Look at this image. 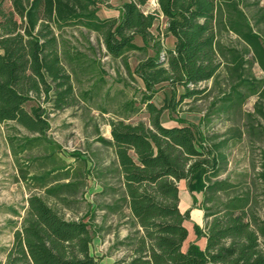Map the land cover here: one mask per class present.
<instances>
[{"label":"trees","instance_id":"16d2710c","mask_svg":"<svg viewBox=\"0 0 264 264\" xmlns=\"http://www.w3.org/2000/svg\"><path fill=\"white\" fill-rule=\"evenodd\" d=\"M105 1L9 0L13 17L0 25V124L12 122L32 136L24 138L25 146L43 142L55 147L46 137L50 113L96 95L104 82L100 77L88 94H75L73 59L62 42L65 28L96 34L106 56L143 54L132 72L125 67L131 78L142 81L144 91L139 100L125 101L114 112L110 140L97 139L112 151L113 159L92 178L100 183V195L114 198L94 206L90 215L118 214L130 228L115 243L124 253L112 264H264V76L253 74L255 65L264 74V33L254 30L244 11L257 7L258 1L155 0L157 10L145 14L141 8L149 0H125L115 8L117 17L100 18ZM256 13L254 25H264V8ZM159 17L164 26L154 34ZM168 37L175 40L172 48L164 44ZM210 81L218 95L199 125L182 120L177 126L162 125L164 111L172 114L185 100L200 98L206 89L198 86ZM161 84L170 97L157 107L152 100ZM250 98L255 102L252 112H246L243 107ZM33 100L37 104L27 111L26 104ZM142 111L147 124L128 122ZM243 142L257 146L259 170L253 187L231 196L234 186L228 177H220L227 171V151ZM71 156L78 159V154ZM19 175L27 177L21 169ZM87 175L78 169L70 177L63 168L52 169L36 185L46 197L68 207L70 199L81 194ZM108 181H115L114 186ZM181 181L194 205L195 194L202 197L205 224L201 228L193 223V242H187L185 226L190 210L179 209ZM255 183L261 187V207ZM222 194L227 198L220 201ZM93 220L65 219L42 197L30 195L12 242L3 250L2 264H99L89 251L99 236ZM201 238L204 250L196 244Z\"/></svg>","mask_w":264,"mask_h":264},{"label":"rangeland","instance_id":"374dc122","mask_svg":"<svg viewBox=\"0 0 264 264\" xmlns=\"http://www.w3.org/2000/svg\"><path fill=\"white\" fill-rule=\"evenodd\" d=\"M256 1H258L257 7H247L244 11L250 18L254 30L264 33V25L256 26L253 21V17L257 14V8H264V0H245V3L253 4ZM123 2L125 0H106L105 5L100 7L98 16L104 18L117 15L115 8ZM155 10H157L155 0H149L141 8L145 14L153 13ZM12 17L9 0H0V25ZM163 25L164 19L159 17L152 32L155 34L159 28L162 29ZM61 35L63 47L73 59L70 65L76 72L74 76L76 96L83 93L88 94L99 77L103 78L104 82L99 84V89L92 100L79 101L75 106L50 113V130L46 137L56 145L55 147L43 142L31 147L25 146L24 138L30 139L32 136L12 122L0 124V264L5 261L3 250L10 246L13 231L20 225L26 200L33 194L42 197L65 219L82 218L88 221L94 217L92 224L99 228V236L93 239L89 251L93 257L100 260L99 264H112L124 253L122 247H115V243L129 232V224L126 223L128 221L121 218V215H105L100 211L90 215L94 206L111 203L114 198L111 194H99L101 192L100 183L93 179L92 175L108 167L113 159L112 151L99 143L97 139H110L109 120L115 118L114 112L125 101L133 98L139 100L140 92L145 89L139 79L129 76L125 64L132 72L144 56L136 52L125 53L120 58L108 57L96 34L82 28H65ZM228 39L236 42L233 35H229ZM137 44H139L138 41ZM164 44L171 46L172 40L165 39ZM75 59H78L79 62H76ZM253 74L257 78L264 76L257 65L253 67ZM198 87L206 89V92L198 99L185 100L172 114L164 111L161 116L163 125L178 124V120L195 126L200 124L203 114L212 98L218 95V91L211 90V81L202 83ZM155 89H159V91L155 94L152 102L157 107L167 104L170 91L164 84L156 86ZM254 102L255 98H250L243 110L252 112ZM36 104L37 102L33 100L28 102L25 108L29 111L30 107ZM43 106L49 107L48 105ZM138 121L148 123L144 111L128 120L133 124ZM218 128L222 132L224 125ZM227 153L230 154L227 171L220 179L228 177L229 182L234 186L231 192L232 196L233 193H240L247 185L253 187L252 182L259 170L260 152L256 145L250 146L243 142L230 148ZM71 154H78V159L72 157ZM59 168L68 172L70 177L74 176L78 169L79 173H89L83 182L81 194L71 198L68 207L46 197L36 185L41 184L42 178L50 170ZM20 169L27 174L25 180L20 178ZM31 178H36L39 181ZM114 182L108 181L107 185L114 186ZM255 186L258 187L255 193L258 195L256 200L261 207V187L257 183ZM179 187L180 209L183 211V202L188 203L190 196L181 186ZM226 198L227 195H220V201ZM259 206L257 215L261 216L263 210ZM124 214L127 215V211H124Z\"/></svg>","mask_w":264,"mask_h":264},{"label":"crops","instance_id":"0c3cea01","mask_svg":"<svg viewBox=\"0 0 264 264\" xmlns=\"http://www.w3.org/2000/svg\"><path fill=\"white\" fill-rule=\"evenodd\" d=\"M118 15V13H117ZM117 15H113V16H105L104 18H108V17H117ZM164 26V25H163ZM163 28V27H162ZM166 39H171L172 40V45L171 46H167L168 48H172L173 45H174V42L175 40L172 38V37H168ZM139 42V41H138ZM136 44H137V41H136ZM137 45H140V42L139 44ZM128 53H135V52H128ZM109 57V56H108ZM138 64V63H137ZM136 64V65H137ZM136 67V66H135ZM134 67V68H135ZM134 70V69H133ZM137 78V77H136ZM138 79V78H137ZM140 80V79H139ZM141 81V80H140ZM142 82V81H141ZM143 84V83H142ZM144 86V84H143ZM253 108V107H252ZM163 125V124H162ZM165 126V125H164ZM172 126H177V124H173V125H169V126H166V127H172ZM107 140H110V139H107ZM179 186L182 187V189H184L187 194L190 196V201L188 203H185L183 202V211H181L180 209V201H179V209L181 212H185L186 210H190V213H189V217H190V220L188 222H185V226L187 227L188 229V240L187 242H193L195 241V236L193 235V232H192V225L193 223L194 224H197L199 227L203 228L204 224H205V219H204V212L202 210V208L200 207L201 205V200H202V197H199V194H195V198H196V204L194 205L193 202H192V198H191V195L188 193V191L186 190V184L184 181H181L177 184V187H178V195L180 193L179 191ZM193 206V207H192ZM127 214H128V211H127ZM196 244L199 246V248L201 250H204V247H205V239L204 238H201L199 240L196 241ZM114 262V261H113ZM112 262V263H113Z\"/></svg>","mask_w":264,"mask_h":264}]
</instances>
